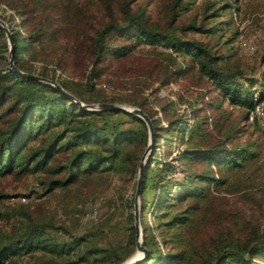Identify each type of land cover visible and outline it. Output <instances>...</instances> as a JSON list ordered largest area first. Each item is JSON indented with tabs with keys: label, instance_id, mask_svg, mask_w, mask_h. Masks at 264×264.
Instances as JSON below:
<instances>
[{
	"label": "trees",
	"instance_id": "1",
	"mask_svg": "<svg viewBox=\"0 0 264 264\" xmlns=\"http://www.w3.org/2000/svg\"><path fill=\"white\" fill-rule=\"evenodd\" d=\"M100 1L107 19L96 27L86 23L75 0H0V5L20 17L17 27L7 26L20 72L58 83L85 105L123 103L150 119L153 138L139 195L146 255L137 264H264V233L251 228L246 235L236 233L237 199L222 193L233 192L225 171H242L257 156L249 143L236 140L264 99V70L260 79L248 76L226 65L215 45L200 38L214 33L204 23L215 13L199 23L190 17L198 0H166L163 21L152 20L132 0H119L117 14L113 0ZM140 43L151 48L141 66L123 67L124 79L138 83L122 96L107 97L97 85L108 82L112 63L132 60ZM8 53L0 25L1 176L45 171L48 191L101 173L135 178L149 142L142 118L123 110H88L52 83L13 71ZM32 61L46 67L37 71ZM71 64L82 66L79 79H57L56 69L71 73ZM172 83H183L178 99L160 97V89ZM237 109L240 117L234 119ZM27 218L24 227L0 239V264L106 259L120 264L135 249L132 212L123 247H100L90 239L94 233L58 242L48 236V226ZM38 250L46 255L22 261Z\"/></svg>",
	"mask_w": 264,
	"mask_h": 264
},
{
	"label": "rangeland",
	"instance_id": "2",
	"mask_svg": "<svg viewBox=\"0 0 264 264\" xmlns=\"http://www.w3.org/2000/svg\"><path fill=\"white\" fill-rule=\"evenodd\" d=\"M75 1L83 8L87 24L96 27L107 19L105 4L100 0ZM132 1L133 7L137 4L144 6L152 20L163 21V6L166 0ZM110 5L113 14H117L119 0H113ZM212 11L215 16L205 20L204 24L213 29L214 33L199 37L209 45H215L217 53L225 57L223 62L226 65L238 67L246 75L260 79L264 70V0H198L189 15L196 17L199 23L203 16ZM0 18L7 26L14 28L20 23V17L13 16L3 5H0ZM241 41L253 45L254 50L246 51ZM150 49L140 43L132 60L125 61L124 64L112 63V75L106 76L108 82L101 83V86L98 84L97 87H102L107 97H119L126 89H132L138 82L125 80L123 73L126 69L140 67L141 58L148 56ZM30 65L35 66L37 71L45 66L41 61H32ZM124 66L127 68H123ZM71 67V73L56 69V78L69 77L78 80L82 66L71 64ZM47 68L53 67L48 65ZM182 84L172 83L161 88L159 96L177 100ZM180 107L182 110L184 105ZM234 115V119H239L238 109ZM236 142L249 143L257 156L242 171H225L232 183L227 188L233 192L226 193L227 190L224 189L222 193L237 199L236 208L239 212L235 215L239 216L236 221L239 222V227L235 230L236 233L246 235L250 231L249 228L264 233V123L244 122ZM48 177L45 171L20 173L13 170L0 175V239L20 230L28 222L27 217H31L34 221L48 226V236L58 242H69L72 237H85L94 233L90 239L100 247H123L126 244L129 235V213H133L137 172L135 178L131 179L122 178L115 173H101L85 179L80 178L52 191H48L46 185L42 184ZM97 229L102 230L97 232ZM136 252L135 246L131 257ZM44 255L46 252L38 250L33 255H25L21 259L29 261ZM80 264L116 263L106 259Z\"/></svg>",
	"mask_w": 264,
	"mask_h": 264
},
{
	"label": "water",
	"instance_id": "3",
	"mask_svg": "<svg viewBox=\"0 0 264 264\" xmlns=\"http://www.w3.org/2000/svg\"><path fill=\"white\" fill-rule=\"evenodd\" d=\"M0 25L4 28L6 32V37H7V43L9 46V53H8V63L11 69L17 73H21L23 75H26L28 77L38 79V80H44L46 82L52 83L57 89L62 91L66 96L69 98L73 99L74 101H77L71 94L65 92L58 83L52 82L51 80H47L44 78H41L37 75L33 74H26L20 72L14 65L13 62V57H12V48H13V43L11 40V33L6 25V23L0 18ZM82 107L88 109V110H98V109H115V110H123L126 112H130L133 114H136L140 118L144 120V122L147 125L148 128V136H149V142L147 147L145 148L141 160L139 162L138 166V172H137V179H136V188H135V193H134V204H133V226L135 228V246H136V251H138L140 254L134 256L133 258L126 259L120 264H137L140 261H142L146 255V249L142 244V229L139 224V195H140V188H141V182H142V177H143V169L145 166V162L147 159V156L149 154L150 148H151V143H152V138H153V132H152V124L150 119L145 115L139 108L136 107H130V106H125V105H120V104H114V103H97V104H89L85 105L79 101H77Z\"/></svg>",
	"mask_w": 264,
	"mask_h": 264
},
{
	"label": "built area",
	"instance_id": "4",
	"mask_svg": "<svg viewBox=\"0 0 264 264\" xmlns=\"http://www.w3.org/2000/svg\"><path fill=\"white\" fill-rule=\"evenodd\" d=\"M241 45L248 52H252L254 50V46L245 41H241ZM257 120L260 121V124L264 123V99L258 101L249 114L250 122H255Z\"/></svg>",
	"mask_w": 264,
	"mask_h": 264
},
{
	"label": "bare ground",
	"instance_id": "5",
	"mask_svg": "<svg viewBox=\"0 0 264 264\" xmlns=\"http://www.w3.org/2000/svg\"><path fill=\"white\" fill-rule=\"evenodd\" d=\"M138 254H140V253L137 251V252L134 254V256H136V255H138ZM134 256L129 257V258L131 259V258H133ZM129 258H128V259H129Z\"/></svg>",
	"mask_w": 264,
	"mask_h": 264
}]
</instances>
